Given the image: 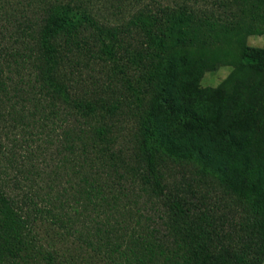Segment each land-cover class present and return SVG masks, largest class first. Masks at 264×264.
Instances as JSON below:
<instances>
[{"label": "trees", "instance_id": "16d2710c", "mask_svg": "<svg viewBox=\"0 0 264 264\" xmlns=\"http://www.w3.org/2000/svg\"><path fill=\"white\" fill-rule=\"evenodd\" d=\"M233 4L237 12L229 20L185 3L152 4L106 26L81 0L48 1L35 19L24 17L22 29L35 40L36 69L33 79L15 84L13 97L6 95L17 101L5 114L21 126L24 141L37 145L25 169L14 147L6 150L0 141V162L5 158L16 170L11 177L0 174L1 263L38 256L54 261L37 244L42 225L107 264H264V47L245 42L254 28L264 30V0ZM84 55L106 57L117 74L85 89ZM218 64L230 66L229 74L216 86H202L203 74ZM127 115L135 126L124 137L119 124ZM50 159L64 166L60 186L42 175ZM171 162L197 166L195 175L177 182ZM202 175L249 212L238 221L216 215L192 189ZM131 182L163 205L158 219L166 234L155 225L142 228L133 213H140L141 195L132 196ZM53 185L59 189L52 196L34 187ZM233 218L234 231L225 230ZM59 264L74 263L64 254Z\"/></svg>", "mask_w": 264, "mask_h": 264}, {"label": "rangeland", "instance_id": "374dc122", "mask_svg": "<svg viewBox=\"0 0 264 264\" xmlns=\"http://www.w3.org/2000/svg\"><path fill=\"white\" fill-rule=\"evenodd\" d=\"M48 1L65 2L74 0H0V81L3 83L2 86L0 85V113H2V115H0V141L3 143V146H5L4 149L6 150L7 147H14L15 158L18 161L23 160V162L26 163L25 169L30 167V161L32 162L35 159L34 156L37 143L32 142V138L29 140L25 139L24 141L23 136L25 133L21 126L13 121L11 116H6L5 113L9 105L11 104V107H13V104L17 101L16 98H12L10 101L6 100L8 98L6 95L11 96L14 93V89L18 86L15 85L16 83L23 86L26 81L34 77L33 73L36 69L35 61L37 55L35 40L30 37V33L22 29L21 21L25 19V16H32V18L35 19V16L39 12V8L43 7ZM81 2L85 3L96 19L106 26L121 24L141 6L152 4L178 5L185 3L200 11H205L216 17H221L223 20H229L231 13L237 12V8L233 4L235 0H81ZM229 7H232V10H230ZM245 42L249 46L264 47V30H262V27L258 26L257 29L254 28L253 32L246 35ZM29 48L31 50H29ZM103 58L104 59L91 58L88 60L85 55L82 57L81 61L84 65L81 79L83 81L82 87H85V89L93 90L99 88V86L102 87L103 84L105 85V83L108 82L111 76L117 74V68L115 69L113 67L112 62H110V60L105 61L106 57L104 56ZM230 70V66L218 64L214 70L206 71L203 74L201 85L204 87L216 86L229 74ZM19 108L18 106V109ZM3 115L5 116L3 117ZM134 126L135 117L133 115L122 117V124H119V127H121L120 135L128 137L129 133H131L130 131L134 129ZM32 130L37 135V129ZM32 137L34 140L37 138L35 135ZM124 141L125 138L118 143H123ZM51 153H53V149L49 151V155H51ZM47 159H49V156ZM39 160L40 157L36 161ZM170 167L175 173V180L180 183H184L182 182L183 177L195 175V171L197 170V166L185 162H171ZM15 173L16 170L9 167L8 160L1 158L0 174L2 176L7 175V177H11V175ZM47 173H49V175H47ZM42 175L46 179H54L55 182H58L59 186L61 182L64 184V166L55 164L51 159L48 160ZM198 179V185L193 186L192 189L195 195H205L207 206L212 207L216 215H228L230 217H235L236 221H238L241 217L246 215V211L249 212L243 201L227 188L220 185L212 177H205L202 175V177L198 176ZM131 184H133L131 185L133 189L132 196L134 197L136 194L141 195L138 197L139 200H142L140 213L136 212L134 209L133 213L135 217L140 218V225L142 228L147 231L150 227L155 225L157 229H161V231L166 234L167 228L163 220L161 221V219H158V215L163 213V205L160 204L153 195L144 192L140 183L131 182ZM59 186L53 185L54 190L47 187L41 189H37V186L34 187L39 193L44 194L47 190L50 196H52L58 193ZM188 193L191 195L190 192ZM191 198L194 199V196L191 195ZM145 201L146 206H144ZM147 215L157 219L156 223L149 221L146 218ZM116 216L117 218L121 217L120 211ZM234 223L233 218L231 224L225 227V230L230 232L234 231V229L232 230V224ZM136 227L138 228V226H135V228ZM36 229L39 235L36 238L37 244L42 245L44 250L51 252L54 261L49 263L48 259H42L38 256L37 259H29L23 264H59V262H64V254L66 257H70L74 264H107L106 262H109V260L102 257L101 254L95 255L89 247H85L73 240H64V235H61V231H58V234H54L53 231H45V226L43 227L42 225L36 227ZM130 229H127L126 233H129ZM84 230H87V228H84ZM135 231H138V229ZM54 232H57V229H55ZM140 233L142 232L140 231ZM233 234V237H231L232 241L226 243V245L228 244L230 247L236 245L237 239L234 232ZM114 235L115 237L121 235L120 230H118V233L115 232ZM166 239H168L167 241L169 242L171 237L167 236ZM118 242L122 243V240L119 239ZM124 244H122V246ZM80 245L86 249H81ZM219 247V244H217L211 251H216ZM184 250L185 247L182 246L180 252ZM111 257L117 259L118 253L115 252ZM5 261H8V263L6 262L4 264H18L14 261ZM179 263H181V261ZM0 264L3 263L0 262Z\"/></svg>", "mask_w": 264, "mask_h": 264}]
</instances>
